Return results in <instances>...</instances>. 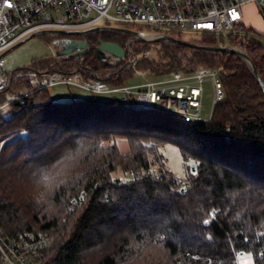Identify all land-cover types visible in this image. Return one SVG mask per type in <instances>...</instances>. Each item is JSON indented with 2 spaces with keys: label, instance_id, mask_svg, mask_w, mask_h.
<instances>
[{
  "label": "trees",
  "instance_id": "16d2710c",
  "mask_svg": "<svg viewBox=\"0 0 264 264\" xmlns=\"http://www.w3.org/2000/svg\"><path fill=\"white\" fill-rule=\"evenodd\" d=\"M251 32L259 33L248 26L228 38L257 74L236 53L198 47L221 46L222 36L152 42L118 29L78 35L87 42L80 56L13 71L6 91H23L0 108V235L18 242L48 233L33 264H239L245 253L264 264V41ZM100 41L125 55L99 58ZM201 66L219 69L224 91L207 121L114 97L53 101L37 88L45 70L113 86L137 71L159 77ZM164 145L178 149L183 178L163 165ZM118 166L124 178L112 174Z\"/></svg>",
  "mask_w": 264,
  "mask_h": 264
},
{
  "label": "built area",
  "instance_id": "2783aa9c",
  "mask_svg": "<svg viewBox=\"0 0 264 264\" xmlns=\"http://www.w3.org/2000/svg\"><path fill=\"white\" fill-rule=\"evenodd\" d=\"M247 2L254 3L263 13L264 0H0V92L10 87L13 72L6 70L4 54L31 36L55 33L56 30L78 36L98 30H131V26L138 25L155 32L145 38L160 36L168 40L171 33H180L184 29L221 37L219 32L240 26L242 7ZM103 19L105 22L99 25ZM134 32L133 37H144L139 31ZM78 76L76 73L41 71L37 88L61 82L91 92H121L120 99H131L134 108L159 110L194 122L209 120L214 103L224 95L219 69L209 66L198 67L187 74L175 71L167 78L134 86H110L96 75L82 77L78 83ZM206 78L211 82V104L204 117L200 111L202 83ZM50 241L46 232L39 235L27 233L18 242L0 235V264H33V253Z\"/></svg>",
  "mask_w": 264,
  "mask_h": 264
},
{
  "label": "rangeland",
  "instance_id": "374dc122",
  "mask_svg": "<svg viewBox=\"0 0 264 264\" xmlns=\"http://www.w3.org/2000/svg\"><path fill=\"white\" fill-rule=\"evenodd\" d=\"M243 17H242V28H233L231 30H223L218 33L223 37V42L221 46H227L239 50L238 44H230L229 36H242L247 32V27L251 26L254 30H257L259 33L251 32L260 40L264 41V9L261 13L255 6L246 5L242 7ZM105 19L99 22V25L103 24ZM111 26H115L113 22H110ZM131 30L139 31L143 34L144 37L153 36L155 32L152 29H149L145 26H131ZM92 32V31H90ZM58 33H47L46 35H34L28 39L20 41L17 45L12 47L9 51L4 54L5 67L8 71H15L18 68L29 67L34 60L43 59V58H60L62 55L61 52L65 48V42L60 39L55 38ZM173 34H179L180 38L187 41L189 39L197 38L200 36V31H192L184 29L180 33L174 32ZM131 36V35H130ZM53 37V39H52ZM150 54V51L147 52ZM216 68V67H215ZM168 75H163L159 77H152L141 71H137L132 77L128 78L123 85L125 86H134L141 84L145 81L164 79L169 77ZM82 79L81 76H78L77 82L79 83ZM50 98L53 101H70V100H79L90 97L94 95L98 99H108L111 97L122 98L121 92H91L81 86L73 84H65L57 82L51 84L47 87ZM202 101H201V115L207 116L209 113V107L211 104V82L209 79H205L202 83ZM23 90H18L14 92L4 91L0 92V104L6 107L5 103H8L16 98L18 93H21ZM127 104L133 106V101L129 99ZM9 115V108L5 110V116ZM116 143L121 151L126 150L125 140L117 139ZM160 151L163 155V165L165 168L170 170L175 177L183 178L186 174L187 166L183 161L178 149L173 145H164L160 148ZM154 166V165H153ZM155 167V166H154ZM114 176H119L124 178L120 167L112 172ZM239 264H253L252 256L249 253L238 256Z\"/></svg>",
  "mask_w": 264,
  "mask_h": 264
},
{
  "label": "water",
  "instance_id": "95a60500",
  "mask_svg": "<svg viewBox=\"0 0 264 264\" xmlns=\"http://www.w3.org/2000/svg\"><path fill=\"white\" fill-rule=\"evenodd\" d=\"M118 30L123 31V32H127V33H133L135 34L136 32L129 30V29H125V28H119ZM55 33H59V34H64L67 37L61 38V41L65 42V48L62 50L61 54L62 56H69V57H76V56H80L82 54H84V52L87 50V42L85 40H82L80 38H73V37H69L71 35H75V34H70V33H66L62 30H56ZM142 40H146V41H152V42H156V41H162L164 40L163 37L157 36V37H152V38H145V37H139ZM176 42L179 43H187L185 41L179 40V39H173ZM19 43V42H18ZM17 43V44H18ZM16 44V45H17ZM198 46V45H197ZM14 47V46H13ZM198 47H202L205 49H209L212 51H218V52H230V53H236L240 56H242L243 58H245L251 65L253 72L255 74H257V70L256 67L254 66V64L248 59V57L240 50L231 48V47H227V46H198ZM105 53L111 55L112 57L115 58H122L125 55V51L124 49L119 46L116 43L113 42H108V41H100L98 46H97V55L99 58L104 59L105 58ZM264 90V88H263Z\"/></svg>",
  "mask_w": 264,
  "mask_h": 264
},
{
  "label": "flooded vegetation",
  "instance_id": "af4514ba",
  "mask_svg": "<svg viewBox=\"0 0 264 264\" xmlns=\"http://www.w3.org/2000/svg\"><path fill=\"white\" fill-rule=\"evenodd\" d=\"M69 37H73V38H79L78 36H75V35H71V36H69ZM105 58H107V59H109V58H112V56L111 55H109V54H107V53H105Z\"/></svg>",
  "mask_w": 264,
  "mask_h": 264
},
{
  "label": "crops",
  "instance_id": "0c3cea01",
  "mask_svg": "<svg viewBox=\"0 0 264 264\" xmlns=\"http://www.w3.org/2000/svg\"><path fill=\"white\" fill-rule=\"evenodd\" d=\"M246 5H252V2H247L245 3L243 6H246ZM257 31V30H256ZM258 32V31H257Z\"/></svg>",
  "mask_w": 264,
  "mask_h": 264
}]
</instances>
